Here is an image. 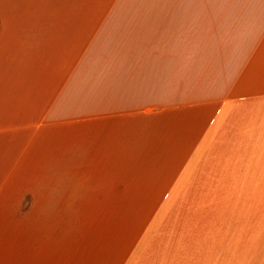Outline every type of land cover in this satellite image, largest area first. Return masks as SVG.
Wrapping results in <instances>:
<instances>
[{"label": "crops", "instance_id": "obj_1", "mask_svg": "<svg viewBox=\"0 0 264 264\" xmlns=\"http://www.w3.org/2000/svg\"><path fill=\"white\" fill-rule=\"evenodd\" d=\"M0 138V264H264V0H0Z\"/></svg>", "mask_w": 264, "mask_h": 264}, {"label": "rangeland", "instance_id": "obj_2", "mask_svg": "<svg viewBox=\"0 0 264 264\" xmlns=\"http://www.w3.org/2000/svg\"><path fill=\"white\" fill-rule=\"evenodd\" d=\"M13 145V141H9L8 139L3 140L0 138V195L4 197L10 194V190L11 193L13 192L12 185L15 187L13 192L15 193V191L19 190V185H23L21 182H28L29 180V174L16 173L17 175H12V171L14 170L17 162L20 160L19 155L22 152V150L17 148V150H15ZM15 176L20 177L19 180H17Z\"/></svg>", "mask_w": 264, "mask_h": 264}]
</instances>
